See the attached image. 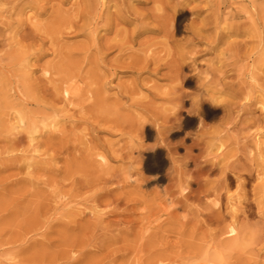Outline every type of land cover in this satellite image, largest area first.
<instances>
[{
  "label": "rangeland",
  "instance_id": "rangeland-1",
  "mask_svg": "<svg viewBox=\"0 0 264 264\" xmlns=\"http://www.w3.org/2000/svg\"><path fill=\"white\" fill-rule=\"evenodd\" d=\"M103 1L0 0V264H264V0Z\"/></svg>",
  "mask_w": 264,
  "mask_h": 264
},
{
  "label": "bare ground",
  "instance_id": "bare-ground-1",
  "mask_svg": "<svg viewBox=\"0 0 264 264\" xmlns=\"http://www.w3.org/2000/svg\"><path fill=\"white\" fill-rule=\"evenodd\" d=\"M99 1V4H100V8L101 7H107L108 9H110V7L109 6H107L106 4H105V2L103 1V0H98ZM214 1V0H213ZM251 2H252V4H254V0H251ZM219 2H218V0L215 2L214 1V3H210L209 4V7L210 8H213V11H214V9L216 10V11H218V9H219ZM162 4L160 3V6H161ZM252 7H254V5H252ZM157 9L159 10L160 8L159 7H157ZM253 9H255V8H253ZM214 13H215V11H214ZM103 14V11L101 10V9H99L98 10V13H97V16H101ZM247 14H250L249 12L247 13ZM217 18V17H216ZM171 27H172V24H170V26H169V28L171 29ZM169 30V29H168ZM193 35H196L195 33H192ZM147 60V58L144 60V61H142V63H141V65L143 64V65H145L146 64V61ZM139 61H140V58H139ZM138 60H131L130 61V64L131 65H135L138 69L141 67V65H138L137 66V64H138V62H139ZM64 89V92L66 93V94H69L72 90H71V87L70 86H66V87H64L63 88ZM179 101V100H178ZM174 103H176V101H174ZM198 103H200V100H199V102L198 101H195V102H193L192 104H191V108L192 109H194L193 107L194 106H196ZM191 109V110H192ZM180 110V108H177V109H175L174 111H173V113H172V120H175V119H177L178 118V115H179V111ZM186 115V114H185ZM185 118H186V120L187 121H190V120H193V117H191V116H189V115H186L185 116ZM171 119L169 118L168 120L169 121H171ZM20 121L22 122V124H26V123H28V122H30L31 124H33L31 121H29V120H27L26 118H20ZM31 124H30V127H32L31 126ZM34 127V126H33ZM32 127V128H33ZM161 130H162V126H161V124H157V129H156V131H155V133H156V135L157 136H159V135H161L160 133H161ZM264 134V133H263ZM262 133H261V131H259V132H257L255 135V142L256 143H258V145L260 146L261 144H262V142L260 141V136H262L263 135ZM160 140L163 142L164 141V139L163 138H160ZM221 148V147H220ZM148 158H154V159H157V161L159 162V164L157 165V166H155V167H152V166H149L148 168L149 169H156V168H158L159 167V165L162 163V161H163V157H162V155H160V154H156V153H152V154H149V156H148ZM168 203H170V205H173L174 203H175V200H173L172 198H168Z\"/></svg>",
  "mask_w": 264,
  "mask_h": 264
}]
</instances>
